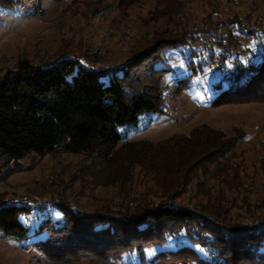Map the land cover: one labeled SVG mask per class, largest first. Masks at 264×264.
<instances>
[{"label": "trees", "instance_id": "obj_1", "mask_svg": "<svg viewBox=\"0 0 264 264\" xmlns=\"http://www.w3.org/2000/svg\"><path fill=\"white\" fill-rule=\"evenodd\" d=\"M136 2L126 0L122 12ZM214 3L213 8L221 10L220 2ZM178 6V0H158L150 22H172ZM263 19L236 12L223 21L203 17L200 26L195 22L188 27L186 20L169 24L137 39L126 60L115 65L96 67L67 55L41 63L24 57L4 72L0 176L21 172L20 161L31 154L54 155L57 160L60 152L82 156L71 179L88 185L90 193L102 188L130 197L140 178L154 189L155 198L144 199L134 209H113L103 202L98 210L84 207L75 213L56 202L53 207L61 219L48 215L33 227L32 236L44 237L23 247L35 255L30 264H110L126 257L129 264H264V214L258 212L264 210V183L257 204L243 200L251 217L247 222L232 217L222 189L240 187L242 172L234 153L243 137L240 129L226 133L199 125L158 142L118 144L119 128L136 126L143 115L163 113V79L173 72L166 51L189 49L179 69L187 74L175 78L173 92L190 89L196 77L216 74L213 106L264 101ZM194 182L205 204L167 203ZM208 182L220 186L216 194ZM30 213L0 205V237L28 241L32 236L20 217ZM152 250L154 254L148 252Z\"/></svg>", "mask_w": 264, "mask_h": 264}, {"label": "rangeland", "instance_id": "obj_2", "mask_svg": "<svg viewBox=\"0 0 264 264\" xmlns=\"http://www.w3.org/2000/svg\"><path fill=\"white\" fill-rule=\"evenodd\" d=\"M207 1L178 0V13L172 22L165 18L155 23L150 22L151 12L156 9L158 0H138L127 6L125 13L122 12V5L126 0H0V3L11 6L5 8L0 4V77L24 57L41 63L67 55L85 58L86 62L88 60L90 65L96 67L115 65L126 60L130 48L147 32L152 33L157 28L185 20L188 27L195 22L201 23L203 17L215 20L212 16L215 11L222 17L217 19L219 21H223L227 14L236 12L251 19L264 15V0H216L220 2L221 10L213 8L215 0ZM227 45L223 47L227 48ZM188 53L187 48L164 53L165 61L172 64L173 72L163 79V113L143 115L136 126L119 128L121 139L118 144L138 140L158 142L174 134H187L199 125H208L226 133L233 128L240 129L243 137L234 148L238 156L235 162L239 163L242 172L240 187L236 191L225 187L222 189L232 217L243 222L250 221L243 200L253 205L263 197L264 101L213 106L215 94L212 84L217 78L216 74H209L206 79L196 77L191 81L190 89L182 93L173 92L175 78L187 74L179 73V69H182ZM57 155L60 157L57 160L54 155L39 157L31 154L24 158L20 161L21 172L0 176V195L7 196L11 189L26 191L31 195L43 193L56 202L77 207L80 211L84 207L98 210L103 202L113 209H134L144 199L155 198L154 189H150L151 185L141 178L137 179L136 193L130 197L119 196L111 189L102 188L90 193L88 185L71 179L82 156L60 155V152ZM207 187H213L211 190L215 194L220 189L218 184L212 182H208ZM195 188L194 182L175 201L167 203L189 207L196 202L205 204V198L197 196ZM258 212L264 214V210ZM48 215H52L54 220L62 216L52 206L31 210L30 215L21 216L20 221L28 227L32 236L33 229ZM43 237L32 236L28 241L0 237V264H30L35 255L23 247ZM148 252L155 253L153 250ZM129 261L126 257L120 263L110 264H129ZM87 264L106 263L90 261ZM165 264H177V261L168 260Z\"/></svg>", "mask_w": 264, "mask_h": 264}, {"label": "built area", "instance_id": "obj_3", "mask_svg": "<svg viewBox=\"0 0 264 264\" xmlns=\"http://www.w3.org/2000/svg\"><path fill=\"white\" fill-rule=\"evenodd\" d=\"M212 14L215 19H222L218 12L215 11ZM241 25L242 27H244L245 23H242ZM225 44V42L222 43L223 46H225ZM55 203L56 201L51 199L49 196L44 195L43 193H36L31 195L26 191H15L14 189H11L10 193L7 196L3 197L2 200H0V205L18 206L30 210H38L52 207L55 205ZM70 208L75 213L79 212V209L77 207L71 206Z\"/></svg>", "mask_w": 264, "mask_h": 264}, {"label": "snow or ice", "instance_id": "obj_4", "mask_svg": "<svg viewBox=\"0 0 264 264\" xmlns=\"http://www.w3.org/2000/svg\"><path fill=\"white\" fill-rule=\"evenodd\" d=\"M201 251H202V249H201Z\"/></svg>", "mask_w": 264, "mask_h": 264}]
</instances>
